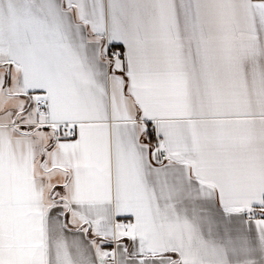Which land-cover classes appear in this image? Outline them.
Returning a JSON list of instances; mask_svg holds the SVG:
<instances>
[{"label":"snow or ice","instance_id":"6c2138e0","mask_svg":"<svg viewBox=\"0 0 264 264\" xmlns=\"http://www.w3.org/2000/svg\"><path fill=\"white\" fill-rule=\"evenodd\" d=\"M0 264H264V0H0Z\"/></svg>","mask_w":264,"mask_h":264}]
</instances>
